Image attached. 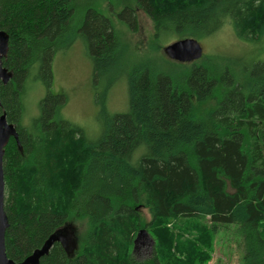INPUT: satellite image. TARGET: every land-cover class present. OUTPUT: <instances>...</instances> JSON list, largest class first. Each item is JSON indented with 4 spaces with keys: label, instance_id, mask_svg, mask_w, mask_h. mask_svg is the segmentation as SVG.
Listing matches in <instances>:
<instances>
[{
    "label": "trees",
    "instance_id": "obj_1",
    "mask_svg": "<svg viewBox=\"0 0 264 264\" xmlns=\"http://www.w3.org/2000/svg\"><path fill=\"white\" fill-rule=\"evenodd\" d=\"M134 2L118 10L112 0H0L10 39L3 65L13 74L0 85L1 111L19 133L4 156L7 256L22 262L56 231L85 222L76 250L56 243L40 264H201L221 235L236 241L240 264H264V0ZM138 9L160 44L203 41L229 26L255 48L191 66L173 61L177 70L167 72L133 68L102 12L137 30ZM77 41L105 113L95 141L65 119L66 95L51 91L55 58ZM122 74L129 108L109 114L107 94ZM33 82L47 94L27 125ZM141 230L156 241L145 259L135 250ZM174 243L190 253L175 258Z\"/></svg>",
    "mask_w": 264,
    "mask_h": 264
},
{
    "label": "rangeland",
    "instance_id": "obj_2",
    "mask_svg": "<svg viewBox=\"0 0 264 264\" xmlns=\"http://www.w3.org/2000/svg\"><path fill=\"white\" fill-rule=\"evenodd\" d=\"M117 1L121 3V6L117 7L118 10L126 4L135 7L134 0H112L113 3ZM102 13L114 21L121 35L123 48L122 58L131 67L135 68L134 66L151 63L155 66L157 65L162 71L170 70L171 68L177 70V66L173 65L174 60H171L166 55L165 48L178 40L170 39L167 43H158L155 39L154 23L143 11L137 10V30L128 29L110 10H104ZM200 43L204 48V56L199 61L203 63L216 54L243 56L247 52H250L253 46L248 42L238 39L229 26L224 27L216 36L203 41L201 40ZM259 49L261 51L260 46ZM180 64L191 66L193 63ZM54 73L55 82L51 91L55 94L66 95L65 119L80 125L85 129L87 136L95 141L101 135L103 115L105 113L101 112V106L98 104V94L93 84L92 61L87 55L85 45L82 41H77L67 51L59 54L55 58ZM122 75L123 77L118 79V83L111 87L107 94L106 106L109 114L126 113L128 111L129 92L127 83L124 80V74ZM32 85L33 87L29 90V95L26 100L27 114L24 121L27 125L30 124L32 116L39 113V102L47 94L45 86L40 82H33ZM212 106H214V103L211 102L201 107L209 108ZM143 213L150 220L148 210L143 209ZM73 226L71 232L78 247L80 245V238L86 230V224L85 222H77ZM169 227L172 228L173 226L170 225ZM147 232L148 236L141 237L136 250L139 259L147 258L151 254L152 246L156 243L151 233L149 231ZM176 234L178 235L179 232ZM221 236H217L213 247L208 250L210 260L201 264H240V248L236 244V241L230 237L227 241ZM188 238L189 235L185 233L181 241L186 243ZM177 243H174V249H171L172 255L175 258L181 256L185 258L186 254L190 252L183 250L181 254L178 248L176 249Z\"/></svg>",
    "mask_w": 264,
    "mask_h": 264
},
{
    "label": "water",
    "instance_id": "obj_3",
    "mask_svg": "<svg viewBox=\"0 0 264 264\" xmlns=\"http://www.w3.org/2000/svg\"><path fill=\"white\" fill-rule=\"evenodd\" d=\"M9 35L0 30V85H7L12 77V72L4 67L3 59L9 52ZM166 55L179 63H194L204 56V48L199 40L195 38L180 39L165 48ZM0 99V264H40L43 257L50 253V250L56 243L62 244L68 253L77 249V243L69 227H65L52 234L41 248L36 249L30 256L22 262H15L7 256L6 253V231L9 228V219L5 211V174H4V156L5 149L10 140L14 138L19 144V133L14 124L9 123L5 113L1 111ZM70 231V232H69ZM148 236L147 230H141L135 241V250L142 236Z\"/></svg>",
    "mask_w": 264,
    "mask_h": 264
}]
</instances>
